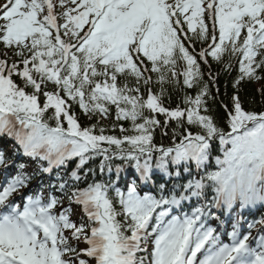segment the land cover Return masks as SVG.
Masks as SVG:
<instances>
[{
	"label": "snow or ice",
	"instance_id": "6c2138e0",
	"mask_svg": "<svg viewBox=\"0 0 264 264\" xmlns=\"http://www.w3.org/2000/svg\"><path fill=\"white\" fill-rule=\"evenodd\" d=\"M0 46V264H264V0H5Z\"/></svg>",
	"mask_w": 264,
	"mask_h": 264
},
{
	"label": "trees",
	"instance_id": "16d2710c",
	"mask_svg": "<svg viewBox=\"0 0 264 264\" xmlns=\"http://www.w3.org/2000/svg\"><path fill=\"white\" fill-rule=\"evenodd\" d=\"M200 47H201V45L199 43H197L196 50L199 51ZM0 50H2V46H0ZM213 70L214 71L219 70L215 64H213ZM235 76H236V71H233L231 73V75L221 74L220 79H219L220 97L217 100L216 104L212 105L215 113H217V114L223 113V108L220 106L221 100L224 101L225 103H229L227 97L225 96V92H226L225 85H227V95L230 96L232 94V91H233V89L231 87V81ZM262 86H264V80L254 81V82H244L243 83L240 95L246 101L245 108L250 107V105L247 103V101L250 98H252V97H256L257 99L259 98V94L256 92V90ZM213 91H215V90H213ZM177 102H178V96L173 95V98L171 101V106L175 107ZM166 103H167V101H166ZM82 123H84L83 120H82ZM155 141H156V143L163 142L165 146H168L170 144V141L168 139H164L163 141H161V137H160L159 133L156 134ZM212 155L213 156L221 155L220 145H219L218 141L214 145V151H213ZM70 165L74 166L73 164H70ZM215 168H216L215 161L214 160L210 161V167L208 170H215ZM69 170H71V169H69ZM81 186H83V185H81ZM260 215H262V214H260Z\"/></svg>",
	"mask_w": 264,
	"mask_h": 264
},
{
	"label": "rangeland",
	"instance_id": "374dc122",
	"mask_svg": "<svg viewBox=\"0 0 264 264\" xmlns=\"http://www.w3.org/2000/svg\"><path fill=\"white\" fill-rule=\"evenodd\" d=\"M0 1L2 2V0H0ZM3 1H4V0H3ZM78 218H79V211H77V210L74 209V214H73V216H72V219H73L74 221H78ZM80 246H81V247H84L83 244H81Z\"/></svg>",
	"mask_w": 264,
	"mask_h": 264
}]
</instances>
